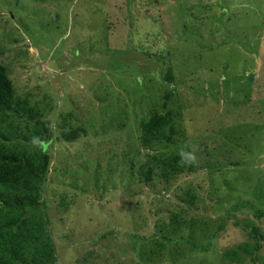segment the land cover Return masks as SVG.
<instances>
[{"label": "rangeland", "instance_id": "rangeland-1", "mask_svg": "<svg viewBox=\"0 0 264 264\" xmlns=\"http://www.w3.org/2000/svg\"><path fill=\"white\" fill-rule=\"evenodd\" d=\"M0 62L49 125L30 215L52 264H264V238L244 250L247 223L264 235V0H0ZM168 112L173 140L145 148ZM182 153L191 171L143 179Z\"/></svg>", "mask_w": 264, "mask_h": 264}, {"label": "trees", "instance_id": "trees-1", "mask_svg": "<svg viewBox=\"0 0 264 264\" xmlns=\"http://www.w3.org/2000/svg\"><path fill=\"white\" fill-rule=\"evenodd\" d=\"M14 118L26 122L25 130L18 131ZM83 127L64 129L67 140L77 138ZM49 125L43 113L31 106L27 98H19L5 65L0 62V264H52L54 244L46 238V227L30 215L39 208L41 184L49 173L51 157L47 152L50 139ZM173 117L170 112L156 113L142 124V145L153 149L156 144L173 140ZM48 138V139H47ZM191 160L181 162L180 155L146 162L141 175L147 182L170 181L186 170L191 171ZM259 217L264 211L256 213ZM255 244H245L244 250L256 256L264 238L260 226L246 224ZM228 257L240 259L238 251ZM30 262V263H29Z\"/></svg>", "mask_w": 264, "mask_h": 264}, {"label": "clouds", "instance_id": "clouds-1", "mask_svg": "<svg viewBox=\"0 0 264 264\" xmlns=\"http://www.w3.org/2000/svg\"><path fill=\"white\" fill-rule=\"evenodd\" d=\"M194 159L190 153H182L181 154V162H187L188 160Z\"/></svg>", "mask_w": 264, "mask_h": 264}]
</instances>
